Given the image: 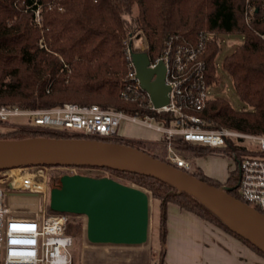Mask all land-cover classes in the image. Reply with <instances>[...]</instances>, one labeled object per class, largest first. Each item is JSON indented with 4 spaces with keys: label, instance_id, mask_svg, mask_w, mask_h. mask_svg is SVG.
I'll list each match as a JSON object with an SVG mask.
<instances>
[{
    "label": "trees",
    "instance_id": "1",
    "mask_svg": "<svg viewBox=\"0 0 264 264\" xmlns=\"http://www.w3.org/2000/svg\"><path fill=\"white\" fill-rule=\"evenodd\" d=\"M36 9L40 25L35 21ZM243 11L244 0H0V104L47 108L64 102L94 103L141 116L148 112L141 99L126 100L120 94L128 70L124 38L141 31L146 41L145 51L154 59L162 53L168 39L191 44L202 33L211 34L202 54L206 82L211 87L219 80L216 63L219 35L232 33L240 35L241 41L222 58L221 67L244 106L236 108L224 97H210L197 113L209 127L225 126L264 134V40L258 34L264 32V13L258 8L246 22ZM162 117L167 121L171 118L170 114L155 115L156 119ZM28 136L112 141L158 157L143 147L141 141L124 138L106 139L25 127L0 132V138ZM202 152L197 151L198 154ZM77 167L104 169L122 176L126 184L133 183L149 191L158 201L159 264L165 255L168 202L212 222L264 257V253L223 225L194 198L177 193L174 187L157 178L106 167ZM191 173L212 185H221L198 167ZM60 176L50 173L48 186H58ZM236 183L237 177L229 174L227 184ZM229 193L239 198L236 189ZM66 214V230L74 241L80 234L81 222L72 225L71 218L77 215Z\"/></svg>",
    "mask_w": 264,
    "mask_h": 264
},
{
    "label": "built area",
    "instance_id": "2",
    "mask_svg": "<svg viewBox=\"0 0 264 264\" xmlns=\"http://www.w3.org/2000/svg\"><path fill=\"white\" fill-rule=\"evenodd\" d=\"M258 8L264 13V0H244L246 22ZM34 14H38L37 9ZM35 21L40 24L39 20ZM258 34L264 40V32ZM210 37L211 34L202 33L191 44L168 39L162 53L154 59L149 58V67L162 60L164 82L169 87L167 103L158 107L153 105L136 78L130 56L132 34L122 40L128 70L120 94L126 100L141 99L148 111L141 116L102 108L94 103L64 102L47 108L0 104V123H7L13 114H28L32 116V124L19 127L117 139L123 137L121 125L125 119L138 120L149 126H153L150 119H154L158 121L155 128L161 132L160 143L169 163L193 172L194 166L182 153L184 149L229 154L236 162L234 189L239 199L264 213V134L225 126L209 127L197 113L212 97L205 77L206 64L202 59ZM145 47L146 44L139 50H145ZM157 114H170L171 118L168 121L163 117L156 119ZM49 168L47 165H28L0 169V264H71L73 238L66 230L68 215L52 210L47 212L50 210ZM28 205L33 209L28 212L18 210Z\"/></svg>",
    "mask_w": 264,
    "mask_h": 264
},
{
    "label": "water",
    "instance_id": "3",
    "mask_svg": "<svg viewBox=\"0 0 264 264\" xmlns=\"http://www.w3.org/2000/svg\"><path fill=\"white\" fill-rule=\"evenodd\" d=\"M140 87L154 106L168 101L165 66L149 67L145 50H132ZM28 165L91 166L135 172L157 178L186 193L223 225L264 253V213L231 195L233 186H215L134 146L85 137L28 136L0 138V169ZM150 196L142 188L109 176L65 173L49 190V208L82 215L91 244L141 245L148 240Z\"/></svg>",
    "mask_w": 264,
    "mask_h": 264
},
{
    "label": "rangeland",
    "instance_id": "4",
    "mask_svg": "<svg viewBox=\"0 0 264 264\" xmlns=\"http://www.w3.org/2000/svg\"><path fill=\"white\" fill-rule=\"evenodd\" d=\"M36 14H34L35 16ZM35 20L40 21V14L35 16ZM40 25V24H39ZM241 36L232 33H223L219 35L220 51L216 56L217 63V74L219 80L217 83L210 87V95L212 97H224L229 101L231 105L236 108L243 107V103L237 97L231 79L226 74V72L221 67L222 58L232 52L234 48L240 43ZM145 38L141 31H137L132 34V49L139 50L145 46ZM150 122L153 126H149L141 123L140 121H134L132 119H125L121 125L122 138L125 140H130L133 142L141 141L143 147L148 149L150 152L155 154L160 158L165 157V149L161 144L156 146L150 141H155L161 136V132L155 128L158 126V121L150 119ZM32 124V116L28 114H13L8 117L7 123H0V132L6 131L9 128H15L19 126H27ZM199 147H202L199 145ZM197 148H186L182 151L184 155L190 160L195 172V167L201 166L204 173L210 176H213L218 179H225L229 174L233 173L236 169L235 160L227 153L224 152H215V151H204L200 154L197 153ZM49 172L53 175H62L65 173H81L95 176H109L120 182L127 183V181L122 176H118L114 173H111L104 169L97 168H88V167H71V166H54L49 168ZM125 183V184H126ZM130 185L136 186L133 183ZM138 187V186H136ZM141 188V187H139ZM143 189V188H142ZM145 190V189H144ZM150 196V217H149V231H148V240L145 244L142 245H133V246H121L118 251L110 252L111 247L107 244H91L88 243L85 239V218L82 215H77L72 217V225L77 222H81V231L77 237H74L73 244L70 248L71 264H124L120 262V258H117L115 263H111L106 260V250L105 246L109 247V252L113 255L120 256L124 254L126 256H133L140 254V261L134 260V264H159L160 261V250L161 246L158 241V230H159V209L158 201L153 199L151 193L145 190ZM33 207L23 206L18 208L21 212H28L32 210ZM48 209V208H46ZM47 212H51L48 210ZM70 223V219L68 221ZM165 246V244H164ZM116 249V248H112ZM109 255V254H108ZM125 256V257H126ZM173 259L172 255H169ZM176 258V257H175ZM115 260V259H114ZM133 264V263H131Z\"/></svg>",
    "mask_w": 264,
    "mask_h": 264
},
{
    "label": "crops",
    "instance_id": "5",
    "mask_svg": "<svg viewBox=\"0 0 264 264\" xmlns=\"http://www.w3.org/2000/svg\"><path fill=\"white\" fill-rule=\"evenodd\" d=\"M148 142L158 146L157 144H161V136ZM164 244L165 255L162 264H264V257L239 239L172 202L166 204ZM121 246L124 245H110V252L118 251L117 248ZM108 249V246L104 247V250L108 251L105 259L111 263L120 258V262L124 264H134V260L139 262L141 258L140 254L131 257L125 254L116 256ZM169 255H172L173 259Z\"/></svg>",
    "mask_w": 264,
    "mask_h": 264
},
{
    "label": "flooded vegetation",
    "instance_id": "6",
    "mask_svg": "<svg viewBox=\"0 0 264 264\" xmlns=\"http://www.w3.org/2000/svg\"><path fill=\"white\" fill-rule=\"evenodd\" d=\"M198 167V166H197ZM197 167H195V168H197ZM199 169H201V167H198ZM201 171L203 172V170L201 169ZM204 173V172H203ZM205 174V173H204ZM205 175H207V174H205ZM234 175V174H233ZM207 176H209V177H211V178H213V179H215V180H217V181H219L220 183H221V185H223V186H230L229 184H227V182H228V176L225 178V179H218V178H215V177H213V176H210V175H207Z\"/></svg>",
    "mask_w": 264,
    "mask_h": 264
},
{
    "label": "bare ground",
    "instance_id": "7",
    "mask_svg": "<svg viewBox=\"0 0 264 264\" xmlns=\"http://www.w3.org/2000/svg\"><path fill=\"white\" fill-rule=\"evenodd\" d=\"M142 245V244H141Z\"/></svg>",
    "mask_w": 264,
    "mask_h": 264
}]
</instances>
